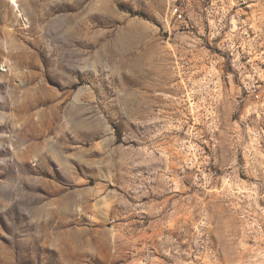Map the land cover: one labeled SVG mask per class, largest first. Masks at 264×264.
I'll return each instance as SVG.
<instances>
[{
    "label": "rangeland",
    "instance_id": "374dc122",
    "mask_svg": "<svg viewBox=\"0 0 264 264\" xmlns=\"http://www.w3.org/2000/svg\"><path fill=\"white\" fill-rule=\"evenodd\" d=\"M253 70L264 0H0V264H264Z\"/></svg>",
    "mask_w": 264,
    "mask_h": 264
},
{
    "label": "built area",
    "instance_id": "2783aa9c",
    "mask_svg": "<svg viewBox=\"0 0 264 264\" xmlns=\"http://www.w3.org/2000/svg\"><path fill=\"white\" fill-rule=\"evenodd\" d=\"M253 63L254 60L252 61V58H246V64L251 66ZM247 77L249 79L245 80L241 86L244 94L240 96L239 103L247 111L248 117H253V120L257 124L255 127H252L249 138H251L254 150L264 166V71L253 70V73L248 74ZM223 182L225 184L231 183L230 176L227 175L223 178ZM236 188L241 198L249 197L252 200L264 202V183L254 186V188L247 191L242 190L240 185H237Z\"/></svg>",
    "mask_w": 264,
    "mask_h": 264
},
{
    "label": "snow or ice",
    "instance_id": "6c2138e0",
    "mask_svg": "<svg viewBox=\"0 0 264 264\" xmlns=\"http://www.w3.org/2000/svg\"><path fill=\"white\" fill-rule=\"evenodd\" d=\"M0 130H2V129H0Z\"/></svg>",
    "mask_w": 264,
    "mask_h": 264
}]
</instances>
